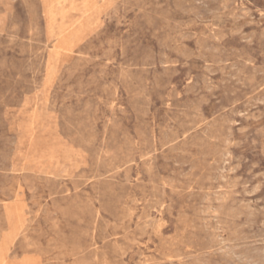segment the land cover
Listing matches in <instances>:
<instances>
[{
	"label": "rangeland",
	"instance_id": "rangeland-1",
	"mask_svg": "<svg viewBox=\"0 0 264 264\" xmlns=\"http://www.w3.org/2000/svg\"><path fill=\"white\" fill-rule=\"evenodd\" d=\"M0 264H264V0H0Z\"/></svg>",
	"mask_w": 264,
	"mask_h": 264
}]
</instances>
